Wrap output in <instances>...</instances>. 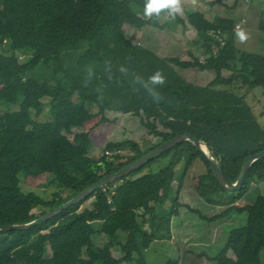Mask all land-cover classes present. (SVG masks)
Wrapping results in <instances>:
<instances>
[{
	"label": "trees",
	"instance_id": "16d2710c",
	"mask_svg": "<svg viewBox=\"0 0 264 264\" xmlns=\"http://www.w3.org/2000/svg\"><path fill=\"white\" fill-rule=\"evenodd\" d=\"M145 2L0 0V224L29 222L184 133L205 142L231 182L246 157L264 150V127L246 101L253 89L264 90V54L237 47L233 18L208 19L196 10L185 19L180 14L170 19L166 12L149 19ZM171 25L194 28L202 43L201 57L188 51L190 59L162 58L134 43L125 31L126 26ZM257 27L264 34V16ZM177 69L210 70L214 76L199 85ZM157 71L165 77L164 85L151 84L149 78ZM10 105L18 107L10 110ZM107 111L138 116L157 141H108L105 153L93 158L91 130L85 127L96 118L93 128L110 121ZM45 112L47 119L39 120ZM174 150L179 151L177 160L171 156ZM162 158L170 161L160 165ZM182 159L185 171L195 159L206 165L200 180L209 202H217L213 194L229 193L204 155L184 141L47 221L26 230H0V264H146L149 245L172 237L169 226L158 221L157 208L170 199L174 167ZM185 174L172 197L170 216L182 206ZM45 175L68 194L45 200L21 188L24 177ZM262 181L264 158L249 168L241 189L230 192L228 204L247 213V223L234 228L224 248L209 258L217 264H223L228 252L235 264H264V195L253 203L235 204L253 183ZM88 200L92 206L82 209ZM95 221L102 222L106 244L91 239ZM70 231L94 253L77 257L65 237Z\"/></svg>",
	"mask_w": 264,
	"mask_h": 264
},
{
	"label": "rangeland",
	"instance_id": "374dc122",
	"mask_svg": "<svg viewBox=\"0 0 264 264\" xmlns=\"http://www.w3.org/2000/svg\"><path fill=\"white\" fill-rule=\"evenodd\" d=\"M182 0V6L186 7L180 14L187 17L191 11H202L208 19H213L217 15L242 23V27L235 31L232 39L240 49H245L255 53L264 54V34L258 30L257 21L264 16V0ZM213 2V3H212ZM184 29L183 26L171 25L165 29H156L151 26L134 28L126 26L125 31L130 40L143 47L153 50L158 56L165 58L179 56L183 59H190L188 51H192L201 57V45L198 44L195 30L190 25ZM243 29L248 35L247 41L241 43L236 36V32ZM179 74L188 81L205 85L213 78L214 73L210 70L200 71L198 69H177ZM240 85H236V90ZM246 93V89H242ZM246 101L253 106V110L259 123L264 127V90L255 88L246 96ZM7 106L8 105H3ZM10 110H16L17 105H10ZM108 122L100 123L96 128L93 125L98 121L86 125V130H91L94 148L90 155L98 159L105 153V145L108 141L133 139L147 144L150 138H156L147 133L146 127L140 123V118L133 114H123L115 111H107ZM46 112L39 120H46ZM204 149L209 153L206 145ZM178 150L172 152V159L177 160ZM170 160L160 159V165L167 164ZM185 159L175 164V178L170 189V199L162 207L157 208V219L161 226H169L171 238L154 240L145 250L146 264H165L169 260H177L180 264H217L209 259L216 256L228 242L231 231L247 223V213L239 212L228 204L232 194L220 192L212 195L217 202H209L203 197L204 183L200 176L206 171V165L201 159H195L187 171H185ZM184 176L179 201L182 204L178 208V214L170 216L173 206L172 197L178 190L180 179ZM21 188L28 192L33 191L43 199L49 200L56 193L63 196L68 191L58 183H51L48 175L37 178L24 177L21 181ZM260 195H264V181L253 183L247 193L235 202L236 205L253 203ZM92 200L86 201L82 205L91 207ZM101 221H95V233L91 239L96 245L107 243V238L101 232ZM67 241L73 248L77 257L86 258L94 253V248L87 244L75 232L70 231L65 235ZM114 256L120 255L116 248H112ZM202 254V255H201ZM264 258V254L262 255ZM236 258L228 252L223 259V264H235ZM94 264H102L100 261ZM127 264V263H123ZM134 264V263H133Z\"/></svg>",
	"mask_w": 264,
	"mask_h": 264
},
{
	"label": "water",
	"instance_id": "95a60500",
	"mask_svg": "<svg viewBox=\"0 0 264 264\" xmlns=\"http://www.w3.org/2000/svg\"><path fill=\"white\" fill-rule=\"evenodd\" d=\"M184 141H190L192 145L201 152L206 160L208 161L210 168L213 171V174L215 175L216 179L218 182L222 185V187L228 191V192H233L235 190L241 189L243 186V183L246 179L247 172L249 168L259 159L264 158V150L257 152L255 154L249 155L248 157L245 158L237 180L235 182H231L225 175L222 167L220 166L219 162L214 158L212 153L209 151L207 153L203 148L202 145H206L204 141L194 137L190 133H184L181 135H177L170 139L169 141L161 144L154 150L148 152L146 155L141 157L140 159L136 160L135 162L121 168L120 170L108 174L104 176L102 179H100L98 182L94 183L93 185L89 186L88 188L84 189L74 197L68 199L58 207L47 211L43 215L25 223H16V224H0V230L4 231H9V230H26L29 229L33 226H36L44 221H47L63 210L80 203L81 201L87 199L92 193H94L96 190L101 189L108 184L118 180L122 179L123 177L128 176L130 173H132L135 170L140 169L142 166L150 162L151 160L159 157L162 155L164 152L169 151L179 143H182ZM207 146V145H206Z\"/></svg>",
	"mask_w": 264,
	"mask_h": 264
},
{
	"label": "clouds",
	"instance_id": "9594fccd",
	"mask_svg": "<svg viewBox=\"0 0 264 264\" xmlns=\"http://www.w3.org/2000/svg\"><path fill=\"white\" fill-rule=\"evenodd\" d=\"M162 12H166L170 19H175V17L183 12L182 0H146L144 5V16L146 18L156 17L159 18ZM241 43L247 41L248 35L243 29L236 32ZM150 82L153 85H164L166 79L160 71L155 72L154 75L150 76ZM154 95H158L154 93Z\"/></svg>",
	"mask_w": 264,
	"mask_h": 264
},
{
	"label": "built area",
	"instance_id": "2783aa9c",
	"mask_svg": "<svg viewBox=\"0 0 264 264\" xmlns=\"http://www.w3.org/2000/svg\"><path fill=\"white\" fill-rule=\"evenodd\" d=\"M243 23H244V21H242V23H241V22L235 20V21H234L235 29L237 30V29L241 28ZM219 40H220L222 43L224 42V40H223L221 37H219Z\"/></svg>",
	"mask_w": 264,
	"mask_h": 264
},
{
	"label": "crops",
	"instance_id": "0c3cea01",
	"mask_svg": "<svg viewBox=\"0 0 264 264\" xmlns=\"http://www.w3.org/2000/svg\"><path fill=\"white\" fill-rule=\"evenodd\" d=\"M182 5H183V4H182ZM182 8H183V9H184V8L186 9V7H183V6H182ZM183 18L185 19L186 17H183ZM233 19H234V18H233ZM186 28H188V26H185V27H184V29H186ZM194 32H195V31H194ZM194 34H195V36H196V32H195ZM197 42H198L199 45L202 44L200 41H197Z\"/></svg>",
	"mask_w": 264,
	"mask_h": 264
},
{
	"label": "bare ground",
	"instance_id": "6f19581e",
	"mask_svg": "<svg viewBox=\"0 0 264 264\" xmlns=\"http://www.w3.org/2000/svg\"><path fill=\"white\" fill-rule=\"evenodd\" d=\"M207 147V146H206ZM202 148L204 149L203 145H202ZM205 150V149H204ZM206 151V150H205ZM207 152V151H206ZM208 153V152H207Z\"/></svg>",
	"mask_w": 264,
	"mask_h": 264
}]
</instances>
